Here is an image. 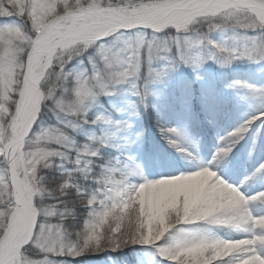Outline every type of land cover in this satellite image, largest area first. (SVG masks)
<instances>
[{"label":"snow or ice","instance_id":"1","mask_svg":"<svg viewBox=\"0 0 264 264\" xmlns=\"http://www.w3.org/2000/svg\"><path fill=\"white\" fill-rule=\"evenodd\" d=\"M229 27L255 33L252 46L237 54L208 40L206 33ZM193 33L200 38L189 39ZM205 41L224 54L225 64L264 63V0H0V264H89L87 258L137 248L136 264H147L148 256L153 264H264V191L240 190L264 183V162L239 186L222 178L249 129L264 125V110L220 137L206 159L176 128H161L180 158L150 157L147 165L159 178L137 169L131 175L139 181L130 183L111 166L94 177L88 158L97 153L85 146L65 180L54 187L48 181L57 159L69 161L76 150L71 133L89 123L84 117L98 96L135 78L133 94L147 107L155 96L148 85L181 64L199 68L204 59L191 50ZM85 56L91 74L69 69ZM160 61L164 66L154 68ZM235 86L264 97V88ZM130 107L135 115L137 105ZM49 113L57 123L45 127ZM98 122L111 123L103 116L91 121ZM98 142L107 146L106 138ZM76 174L97 189L89 194L70 182ZM178 184L194 187L195 199L185 205L180 197L162 224L150 222L153 190ZM40 185L55 192H41ZM77 207L88 213L70 229ZM20 225L30 229L27 242L19 239Z\"/></svg>","mask_w":264,"mask_h":264},{"label":"trees","instance_id":"2","mask_svg":"<svg viewBox=\"0 0 264 264\" xmlns=\"http://www.w3.org/2000/svg\"><path fill=\"white\" fill-rule=\"evenodd\" d=\"M206 35L208 40L229 51H236L237 47L233 45L242 40L252 39L253 42L256 39L255 33L231 27ZM189 37L200 38L195 33ZM244 49L246 47L242 45L240 50ZM191 54L203 57L204 63L195 71L181 64L162 81L149 84L148 91L155 93V96H148L147 107L139 104L138 97L133 94L134 88L126 85L117 87L111 96L97 98L92 102L84 117L89 123L81 121V126L71 133L76 150H71L68 155L78 157L79 150L88 146L90 151L97 153L96 156L88 158L91 162L123 168L132 161L144 160L152 155L155 149L166 154H177L162 138L161 128H176L194 148L201 145L204 153L210 154V148L216 138L218 140L237 129V121L240 118L249 119L258 111L260 105L252 100L249 91L235 85L243 83L257 89L264 88V63L239 58L225 64L224 54H220L207 41L192 49ZM82 59V64L73 61L68 66L69 69L76 72L86 69L91 74L87 56ZM164 64V61H160L154 63L153 67L159 69ZM132 104L137 105L135 115L130 107ZM98 116L105 117L111 123H91ZM56 123L57 119L51 113L44 117L45 127ZM123 123L131 124L132 127L118 129L117 125ZM251 129L236 147L231 158L232 161L239 158L238 161L247 169L246 175L252 173L264 158V125L255 124ZM93 138L97 140L94 141ZM104 138L107 139V146L98 142ZM253 149L254 154L250 155ZM59 172H48L50 186L54 187L67 178L63 172ZM73 180H76V185L80 183L83 186L86 183L81 177H72L70 182ZM42 187L43 185L39 188ZM248 189L252 194H256L264 191V183L249 184ZM138 252L137 248L126 250L124 253H106L87 259L89 264H104L117 258L127 264H136ZM147 264H153L151 256L147 257Z\"/></svg>","mask_w":264,"mask_h":264},{"label":"rangeland","instance_id":"3","mask_svg":"<svg viewBox=\"0 0 264 264\" xmlns=\"http://www.w3.org/2000/svg\"><path fill=\"white\" fill-rule=\"evenodd\" d=\"M189 39H191L193 41L197 40L194 37H189ZM242 45H245L246 48L251 47L252 46V39L250 41L248 39H245V40H242L241 42L233 45V46L237 47L236 48L237 54H239L240 52L243 51V50L242 51L240 50ZM196 47H200V45L196 46ZM192 49H195V47ZM84 70H86V69H82L80 71H84ZM135 83H137L135 78H129L123 84H120V85L116 86L114 89H112V91H114L117 87L123 86V85H126L127 87L133 88V85ZM250 94L252 96V100L260 105V107L258 108V111L264 110V97H261L259 95L253 94V93H250ZM104 96H108V95H100V96H98V98H102ZM247 120H248V118H246V117L240 118L237 121V123H238L237 128L242 125L241 123L244 124ZM253 126H255V124ZM253 126L251 128H253ZM251 128L249 129V131L247 133H249L252 130ZM42 150H47V146L46 145L43 146ZM196 151H198L200 158L206 159V158H210L212 155L211 154L208 156H204L202 151L200 150V148H198ZM76 158H78V157L69 156V161H65L63 163H61L60 160L57 159V167H54L52 170H50L51 173L53 174L54 171H58V172L60 171V172H63L64 175H66V173L73 172L74 169H73V164L71 163V161H74ZM170 158L174 159L173 157H170ZM105 159H108V158H105ZM36 163L40 164V161H37ZM101 166L108 167L107 164H105V163L100 164V163H96V162L93 163L92 162L91 175L94 177L98 176L101 172ZM120 169L128 174L126 176V179L130 183H135V182L139 181L138 176L131 175L132 173H135L137 171V169H140L142 171L143 175L146 176L148 179L159 178L157 176H154L151 168L148 165L142 166L135 161L131 162L127 167L120 168ZM244 173H245V171H244L243 167L236 164L234 169H230L227 173L222 174V178H224L226 180V182L232 184L233 186H239L241 181L243 180V176H244L243 174ZM74 177H76V178L81 177L83 179V177L79 174L74 175L73 178ZM75 181L73 180L72 183H75ZM246 185H248V184H246ZM246 185H244V187L241 188L240 190L245 195L251 196L248 192H245L246 191L245 190ZM41 186L42 185H40L39 187H41ZM78 186H80L84 189H87L89 191V194H91L93 192V190L97 189V185H95L94 183H91V182H86L85 184H83V186H81V184L79 183ZM196 195H197V192H196V189L194 187L189 188V186L184 185V184H178V185H175L173 187H161L159 189L153 190L151 196L149 197V201H148L149 213H150V216H149L150 222L155 223V222L159 221L162 224L164 221L165 213H167L168 210L175 209L179 206L180 197H184L185 205H187L189 201H193L195 199ZM141 206L143 207V204ZM257 211H259V210H257ZM87 213H88V209L82 208V207H77L76 219L75 220H69L68 221V227L70 229L79 228L83 224ZM126 250L131 251L134 249H126ZM126 250L124 252H126ZM124 252H119V253H124ZM119 253H111V254H119ZM105 254L106 253H104L102 255H105ZM95 264H97V263H95ZM98 264H100V263H98ZM104 264H127V263H124L121 259L117 258V260L114 259L111 262L108 260Z\"/></svg>","mask_w":264,"mask_h":264},{"label":"bare ground","instance_id":"4","mask_svg":"<svg viewBox=\"0 0 264 264\" xmlns=\"http://www.w3.org/2000/svg\"><path fill=\"white\" fill-rule=\"evenodd\" d=\"M29 207H30V203H29ZM27 215H28V218L33 216L31 211H29ZM17 232L19 234V239H20L21 242L26 240L27 228H26L25 225L18 226L17 227Z\"/></svg>","mask_w":264,"mask_h":264},{"label":"clouds","instance_id":"5","mask_svg":"<svg viewBox=\"0 0 264 264\" xmlns=\"http://www.w3.org/2000/svg\"><path fill=\"white\" fill-rule=\"evenodd\" d=\"M40 191H41V192H44V193H47V194H49V195H51V194H53V193L55 192V189H53L52 192H48V190H47L46 188L42 187V188L40 189Z\"/></svg>","mask_w":264,"mask_h":264},{"label":"water","instance_id":"6","mask_svg":"<svg viewBox=\"0 0 264 264\" xmlns=\"http://www.w3.org/2000/svg\"><path fill=\"white\" fill-rule=\"evenodd\" d=\"M32 219H34V218L31 217L30 220H32ZM27 234L30 235V229H27ZM23 242H27V241L25 240Z\"/></svg>","mask_w":264,"mask_h":264}]
</instances>
